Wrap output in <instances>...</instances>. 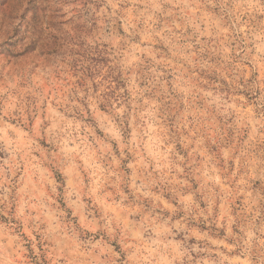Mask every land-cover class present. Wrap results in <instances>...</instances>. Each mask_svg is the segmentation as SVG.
Segmentation results:
<instances>
[{
	"label": "rangeland",
	"instance_id": "1",
	"mask_svg": "<svg viewBox=\"0 0 264 264\" xmlns=\"http://www.w3.org/2000/svg\"><path fill=\"white\" fill-rule=\"evenodd\" d=\"M0 264H264V0H0Z\"/></svg>",
	"mask_w": 264,
	"mask_h": 264
}]
</instances>
